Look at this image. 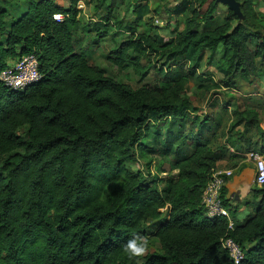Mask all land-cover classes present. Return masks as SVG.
Here are the masks:
<instances>
[{
    "label": "trees",
    "instance_id": "trees-1",
    "mask_svg": "<svg viewBox=\"0 0 264 264\" xmlns=\"http://www.w3.org/2000/svg\"><path fill=\"white\" fill-rule=\"evenodd\" d=\"M70 1L64 8L55 0H23L25 9L8 20L0 5V72L31 54L42 75L22 90L0 82V264H234L221 246L225 238L241 247L240 264H264V184L250 188L247 204L256 203L243 222L234 221L237 206L222 188L232 229L225 218H207L201 205L217 163L264 154L258 109L235 107L223 144L213 146L221 113L199 116L187 96L194 72L170 71L181 63L196 68L221 48L220 78L198 88L237 90L238 78L263 80L260 0H234L238 12L228 10L213 26L215 0H181L174 12L185 18L168 39L153 34L151 18L136 32L151 12L137 4L130 37L108 59L139 81L147 76L143 57L168 64L156 68L162 78L134 89L76 51L79 0ZM57 13L64 18L55 21ZM136 152L171 156L176 173L147 179L131 169ZM149 222L157 223L152 236L159 250L130 258L127 242L137 236L148 242Z\"/></svg>",
    "mask_w": 264,
    "mask_h": 264
},
{
    "label": "rangeland",
    "instance_id": "rangeland-1",
    "mask_svg": "<svg viewBox=\"0 0 264 264\" xmlns=\"http://www.w3.org/2000/svg\"><path fill=\"white\" fill-rule=\"evenodd\" d=\"M87 1L89 2L88 5H86ZM70 2V0H55L56 4L64 8H68ZM180 2L181 0H105L101 7L95 10L93 8L95 0H79L76 5V9L78 10L76 18L78 22L75 26L73 35L76 51L83 53L91 65L104 69L116 81L128 84L133 89L142 85L152 84L155 79L162 78V76L157 73L156 68L162 63L166 66L168 64L167 62L156 61L152 55L143 57L140 60V64L143 67H148V70L147 76L142 81H139V77L136 76L131 69L120 70L112 64L108 59L110 57L109 51L118 43L130 37L127 27L130 22L133 24L135 20L137 4L141 6L147 5L151 12L143 15V20L140 22L139 26L136 27V32H143L146 30V21L151 18L153 20V29L151 30L153 34L160 35L165 39L171 38L173 36L171 30L175 28L176 24L180 25L185 18L183 14L181 15L174 12V8ZM259 3H261V5L257 4L256 9L264 13V0H260ZM0 5L6 10L4 20L11 19V17L16 19L22 10L25 9L23 0H0ZM206 7L207 4L200 9V12H204ZM231 9L238 12L236 4L229 6L228 4L216 2V11L213 14L214 22L211 26L222 22L223 17L227 14L228 10ZM154 12H158V14L156 15ZM106 17L108 21H105ZM106 22L108 25L104 27ZM180 28H182V26H180ZM98 32H104V36L97 38ZM220 55L221 48H219L217 53L211 58L205 56L196 68L181 63L179 67H172L170 69L171 72L175 70L180 73L194 72L191 77V85L188 89L187 96L191 99L192 105L197 108V114L199 116L203 118L205 115H219L221 113L222 127L216 134V140L213 146L223 144L224 137L222 134L226 132L230 119V112H232L235 107L243 108L248 106L257 108L260 122L264 128V79L249 82L243 78H238L236 80L238 86L237 90L224 91L219 89L207 92L198 88L200 84L202 86H209V79L217 81L218 78H220L215 68V64ZM14 62L15 61L10 62L9 65L14 64ZM226 102L229 103L231 107H228L224 111L222 106H225ZM212 103L214 107L210 108ZM172 159L171 156H160L157 153H146L145 157L141 158L136 152V161L131 165V169L134 172L140 171L146 174L147 179H150L153 174L158 175L160 178H166L167 175L174 174L172 171ZM225 162L226 163L223 164V169L229 168L233 170L234 173L233 164L236 163V160H226ZM148 167H150L148 169L150 175H147L146 172ZM159 170L164 171V173H158ZM252 207L253 203H250L247 210H251ZM240 216L241 213H237L236 217L238 219H241ZM156 227L157 223L149 222L147 224L148 250L146 254L159 250L158 243L152 236Z\"/></svg>",
    "mask_w": 264,
    "mask_h": 264
},
{
    "label": "built area",
    "instance_id": "built-area-1",
    "mask_svg": "<svg viewBox=\"0 0 264 264\" xmlns=\"http://www.w3.org/2000/svg\"><path fill=\"white\" fill-rule=\"evenodd\" d=\"M63 18L64 15L61 13L53 15L55 21H60ZM41 77L38 61L31 54L21 56L14 64L0 72V82L14 90H22L39 81ZM244 159L253 165V185L262 186L264 184V154L251 151L244 155ZM232 175L233 170L231 169H215L201 195V205L205 216L209 219H227L229 229H232L233 222L228 208L223 204L221 191ZM221 246L228 252L234 264H240L243 260V251L234 240L231 238L222 239Z\"/></svg>",
    "mask_w": 264,
    "mask_h": 264
},
{
    "label": "crops",
    "instance_id": "crops-1",
    "mask_svg": "<svg viewBox=\"0 0 264 264\" xmlns=\"http://www.w3.org/2000/svg\"><path fill=\"white\" fill-rule=\"evenodd\" d=\"M261 127H262V124H261ZM227 159L228 158L226 157L224 160L220 161V163H217V169H223V164L226 163L225 161ZM226 169H229V168H226ZM173 173L175 174L176 172H173ZM252 178H253V165L250 162L246 161L245 159L240 158V160H236V166L234 167V173L225 183V185L228 186L230 189L231 198L235 197V195H238V194L241 195L242 197V200L239 203L234 202L233 200H229V202L232 205L237 206V211L235 215L233 216V219L236 222H243L246 219H248L250 215L253 214L254 204L256 202H250V203H253V207L251 208V210H247L250 205V203L247 204V202L249 201L248 200L249 190L253 186ZM226 194H227V190H226ZM226 194H225V198H226ZM237 213H241V216H240L241 219H238L236 217Z\"/></svg>",
    "mask_w": 264,
    "mask_h": 264
},
{
    "label": "clouds",
    "instance_id": "clouds-1",
    "mask_svg": "<svg viewBox=\"0 0 264 264\" xmlns=\"http://www.w3.org/2000/svg\"><path fill=\"white\" fill-rule=\"evenodd\" d=\"M147 250V240L143 237L137 236L130 239L126 244V251L129 253L130 258L143 256Z\"/></svg>",
    "mask_w": 264,
    "mask_h": 264
},
{
    "label": "water",
    "instance_id": "water-1",
    "mask_svg": "<svg viewBox=\"0 0 264 264\" xmlns=\"http://www.w3.org/2000/svg\"><path fill=\"white\" fill-rule=\"evenodd\" d=\"M216 2H221V3H224V4H228L229 6H232V5H234V4H236L235 2H234V0H215ZM237 5V4H236ZM225 187V189L227 190V194H226V200H233L234 202H237V203H239V202H241V200H242V197H241V195H235V197H233V198H231V192H230V189H229V187L228 186H224Z\"/></svg>",
    "mask_w": 264,
    "mask_h": 264
}]
</instances>
